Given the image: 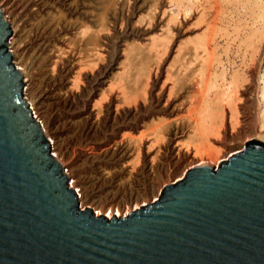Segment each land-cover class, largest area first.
<instances>
[{"label": "bare ground", "instance_id": "6f19581e", "mask_svg": "<svg viewBox=\"0 0 264 264\" xmlns=\"http://www.w3.org/2000/svg\"><path fill=\"white\" fill-rule=\"evenodd\" d=\"M122 1L0 0V8L16 38L12 58L29 87L30 103L36 110L38 119L40 121L43 119V129L54 145L58 159L67 162L69 169L67 167L66 170L71 179L81 186L79 193L84 208L100 196L106 195L104 204L97 210H99L98 215L107 213L110 218L129 216L134 211L131 207L127 206L124 213L120 208H116L122 196L130 195L126 204L138 203L140 196L137 192H150V187L156 180L161 179L159 175L162 176L163 169L169 163H173L176 168L188 164L192 149L189 150L188 147L186 149L185 146V149L180 148L182 143L177 147L175 143L181 142V139L191 134L193 130L202 131L200 136L195 135L197 142L202 146L201 149L206 148L214 152L210 156L216 159L218 154L215 152L216 145L209 137V131L206 132L204 122L211 119L213 125L219 112H222L226 118L229 108L227 102L231 104L229 98L232 94V91L224 90L219 83L224 79L223 85L226 87L225 80L231 74V70L225 68L222 60L214 64L218 68L216 76L214 75L218 83L208 82L211 86L205 83V87L200 81L206 82V80L198 78L197 68L203 66V62L204 66L207 65L206 59L212 62L209 57L218 54L219 47L215 50L212 47H201L204 49L202 54L196 48L182 51L180 48L176 50V47H159L164 49L162 51L164 54H167L165 60L175 56L180 63L178 67L175 65L177 69L174 67V70L181 80L179 82L178 79L175 80L177 84L171 87L167 84V80L171 79L170 76L161 86L162 71L160 70L159 73L157 64L152 68L149 66L148 71L141 67L139 59H135L130 53V45L128 47L126 45V43L130 44V41L126 42L122 39L117 47H106L104 44H108L110 40L104 38L103 28L106 27V14H109V11L106 14L103 12V15L102 12L100 13L102 20L98 17L97 11L102 9L106 2L108 6L118 8ZM175 2L176 4L179 2L177 19L183 15L187 21L193 15L192 11L196 9L192 6V13H189V8L185 7L183 0H161L160 6L158 5L156 9H152L154 6L150 7L148 5L150 3L147 4L146 0H136L135 6L130 9L131 17L116 21V27L121 23L124 26L122 32L119 30V35L125 32L124 36L128 39L142 38L151 45L150 42L154 44L158 36L166 37L172 34L174 45L178 34H182V31L176 32L174 28L169 27L170 25L166 26L164 19L154 25L143 13L150 9L149 17L156 18L163 9L165 15L167 13L172 15ZM60 16L67 17L68 21H65L67 20L65 18L64 21L59 22L62 19L58 20ZM138 18L140 21L137 25L135 21ZM92 23L97 27H93ZM68 33L72 36L68 37ZM156 33L158 36H155ZM57 40L61 45L63 44L62 47H57ZM234 50L231 54L238 55L240 61L232 62L233 75H231L236 79L243 71L247 75L248 83H251L246 88V92L253 94L256 88L254 87L256 75L264 67V47H236ZM172 65L174 66V63ZM210 65L214 66L210 63L206 67L214 70ZM208 68H201L199 71L203 73L202 71L205 72ZM168 71L172 72V70ZM203 74L200 78L206 77L207 72L205 76ZM167 75H170L169 72ZM171 82L173 84V80ZM233 84L234 82L231 85ZM115 85H118L117 88L121 91L117 92V97L112 95L114 91L111 90ZM199 93L201 96L204 94L209 96L201 97L198 107L202 108L205 103V112L202 110L200 119H193L186 113L192 110L195 103L191 95ZM212 94L214 95L211 96ZM262 97L264 100V88ZM223 100L225 101L223 109L215 105L222 103ZM230 119L236 130L241 123L238 112L235 111V115ZM258 120L259 118L254 120L251 115L250 122L253 124L249 123L253 125L251 126L253 133L249 135L253 137L252 141L262 143L264 109L261 112V120ZM218 122L222 129L223 122L219 120ZM226 137H231L228 131ZM70 140L74 144L71 148L68 147L71 144ZM84 163L90 164V168L86 171L79 170V165ZM139 205H136L135 210L140 208Z\"/></svg>", "mask_w": 264, "mask_h": 264}, {"label": "water", "instance_id": "95a60500", "mask_svg": "<svg viewBox=\"0 0 264 264\" xmlns=\"http://www.w3.org/2000/svg\"><path fill=\"white\" fill-rule=\"evenodd\" d=\"M0 8V264H264V141L194 165L127 217L84 208Z\"/></svg>", "mask_w": 264, "mask_h": 264}, {"label": "rangeland", "instance_id": "374dc122", "mask_svg": "<svg viewBox=\"0 0 264 264\" xmlns=\"http://www.w3.org/2000/svg\"><path fill=\"white\" fill-rule=\"evenodd\" d=\"M183 1L186 5L185 7L189 8V13L193 12V15L191 17H189V19H187V21H185V18L183 17V15L181 18L177 19L176 14L178 13V10H179L178 9L179 2H178V4H176L177 2H175V4H174V9L171 12L173 16L169 13H167L165 15L163 9H162V13L157 14L156 18H152V16L149 17V14L151 15L150 9H149L150 12H149V10H146L143 13V15L148 17L149 21L153 22L154 25L158 21L164 19L166 26L170 25L169 27L174 28L176 30V32L182 31V34H178L177 38L175 36L176 42L174 45H173L174 38H173V36H171L172 34L169 35L171 38L169 36L165 37V35H164L163 37L161 36L163 38L162 39L161 37L158 36V33H156L155 36L156 35L158 36L157 40H156L157 42L155 41L154 44H153V42H150L151 45L149 44V41H146L142 38H140V39L139 38L138 39H136V38L128 39V37L124 36L125 32L122 35H119V30L122 32L124 26H123V23H121L118 27H116L115 26L116 21L118 22V19H124V17L125 18L131 17V15H130L131 10L135 6L134 2H136V0H123L121 2V5L118 8L108 6V3L106 2V5L102 9L97 11L98 17H100L99 15L101 12L103 15L104 13L106 14L109 11V14H106L108 17L105 15L106 19H107L106 20L107 23H105V21L103 20V22L105 23V26H106L103 28V31L105 33L104 38L110 40L111 43L109 42L108 44H104V45H106V47H117V44L122 39H125L126 42L130 41L129 42L130 44H127L126 42L125 43H126L127 47L130 45V47H129L130 53L134 56L135 59H139L141 67H143L145 69V71H148L149 66L152 68L153 65L157 64L159 67V68L157 67L159 73H160V70L162 71L160 73L161 74V79H160L161 86L167 80V77L170 76L171 79L168 78V79H170V81L167 80V82H168L167 84L170 87L173 85H176L177 82H179L181 80L180 76L178 79V76L176 75V70H174L175 68L177 69V67L180 63L175 59V56L173 57L175 60L173 58L165 60L167 57V54H164V52H162L164 50L163 48L176 47V50L180 48V50H182V51H184L187 48L188 49L196 48V50L198 49V51L202 54L204 52V49H202V48H206V46L212 47L213 50H215L216 47H219L220 50H218V52H217L218 54H214V55H212V57H209L210 60H213L212 61L213 63L211 61H209V59H206L208 62L206 61L205 64H207V63L208 64L204 66V62H203V66H200V67L202 69H205V68H208L206 66H209L210 63L214 65L216 63V61L218 62V60H222L226 66L225 68H228L232 71V67H231L232 62H234V61L239 62L240 61V57L238 58V55L231 54L232 50H234V49L236 50V47H264V0H183ZM146 2H147V4L150 3V4H148L150 7L154 6L152 9H156L157 7L160 6L159 3L161 2V0H149V1L146 0ZM187 5H188V7H187ZM191 7L193 9H196V10L192 11ZM114 12H115V15H114ZM173 12H174V14H173ZM105 16H104V18H105ZM174 17L176 18L175 20H174ZM61 18L62 17L60 16L58 18V20H60ZM65 18L67 19V17L63 16V18L59 22H61L62 20L64 21ZM100 18H101L100 20L103 19L102 17H100ZM110 18L112 20L114 19L115 23H114V20L112 22V20ZM172 19H173V21H172ZM109 20H111L110 23H109ZM65 21H68V19ZM139 21H140V18L136 19L135 23L137 22V25H138ZM111 23H112V25H110ZM92 25H93V27L95 26L94 23H92ZM95 27H97V26H95ZM147 27H149V26H147ZM95 29H97V28H95ZM66 36H67V34H66ZM69 36H72V35L70 33H68V37ZM58 41L59 40H57V43L59 45L60 43ZM136 43H137V45H136ZM58 45H57V47H62L63 44L62 45L60 44L59 46ZM134 45H135V48H134ZM197 46L200 49H202V52ZM63 47H65V46H63ZM140 47H142V49ZM159 47H163V48L160 49ZM231 47H233V48H231ZM137 48H138V50H137ZM157 50H159V51H157ZM138 51H140V52H138ZM228 51H230V53H228ZM227 53H228V55H227ZM220 55H221V57H220ZM231 59H232V61H229ZM173 61H175V62H173ZM173 63H174V66L172 65ZM164 64H166V65H164ZM175 65H177V67ZM210 66H212V65H210ZM214 66H212V68L215 71L212 69L209 70V68H211V67L206 69L205 72H207V75L204 78H202L203 76H201V78H200L201 74H203V73L205 74L204 70L202 71L203 73H200L201 71H199V70H201V68L199 66L198 67L200 69L197 68L199 80H201V79L206 80V82L200 81L203 83L202 85L205 87H206L205 83L208 84L207 86H209V85L211 86V84H213L215 82L218 83L217 82L218 80H216L217 78L215 77L216 76L215 74H216V71L218 68L216 65H214ZM154 67L156 68V66H154ZM169 67H171V69ZM168 70H172V72H170ZM173 70H174V74H173ZM207 70L210 72H208ZM167 71L169 72L170 75H167L168 74ZM231 71H230V73L232 74ZM208 73L211 76L208 75ZM243 73L244 72L241 71L238 75V78H236V79L234 78V76H232L233 74L232 75L230 74L228 76V79H227L228 81L225 80L226 81L225 85H226V87L228 86L227 88L223 85L224 79L219 81V83L222 84L221 86H223L222 88L224 90H228L229 92L232 91V94H230V98H229L231 100V104H229L227 102L229 108H228L226 118H224L222 112H219L218 115L220 116V118H219V116L217 117L216 123L211 125V123H212L211 119H209L208 122L207 121L204 122L206 125V132L209 131V137H211L212 142L214 143V145H216L215 146L216 147L215 152H216V154L218 153L216 155V159L214 160L212 158V156H210V154L212 155V153H214V152H212L211 150H210L211 151L210 152L206 148L201 149L202 146L199 144V142H197V137H195V135L200 136L202 131L193 130V132L191 134L186 135L184 138H182L181 142L175 143V146H177V147H179L180 143H182L183 146L181 145L180 148L181 147L184 148V146H185L186 149H187V147L189 148V150L192 149L190 152L191 159L188 162V164L185 163V165H183L179 168H176L173 165V163H169L165 167V169H163L162 176H161V174L159 175V177H161V179L156 180L155 183L153 184V186L150 187V189H149L150 192L149 191L148 192L147 191L146 192L145 191L137 192L140 196V199H139L140 201L138 202L140 205L138 203L126 204V202L130 199V195L127 194L125 196H122V200H121V202H119V206H116V208H120L121 212L124 213L125 210L127 209L126 208L127 206L131 207L132 209L135 210L136 205H139L141 208L144 205H147V204H150L154 201H157L158 199H160L162 197V194H163L165 187H167L168 185L172 184L173 182H177V181L181 180V178L185 177L188 169H190L192 166L196 165L197 163H199V164L203 163V165L206 163H210V164H212V166L217 167V166L221 165L222 163H224L232 154L242 150L244 145L254 142V141H252L253 137H250V135H249V134L253 133L252 127H251V126H253V125H251V124H253V122L252 123L250 122V117L252 115L254 120H256V118L257 119L259 118L258 121L261 120V112L264 109V100L262 97V90L264 88V67L261 70H259L257 75H256V82L254 84V87H256L254 90L255 94L254 93L251 94V92L250 93L246 92V88L249 87L251 85V83L250 84L248 83L249 81H247V79H246L247 75L245 73H244V75H242ZM171 75H172V77H171ZM195 75H197V74H195ZM240 75H241V77H239ZM212 76H213V79H211ZM207 78H208V81H207ZM214 78H215V81H214ZM177 79H178V81L176 82L175 80H177ZM171 80H173V84H172ZM245 81H247V83ZM208 82L211 84H209ZM233 82L235 84V85L233 84L234 86L231 85ZM244 86H245V88H244ZM117 87L119 88L118 85H115L111 89L112 91H114V92H112V95L115 97H117L118 93L121 92L120 89H118ZM231 88H233V89L231 90ZM116 89H118L119 91ZM235 89H239V90H235ZM240 90H241V92H239ZM213 95L214 94H212L211 96H213ZM203 96L207 97L209 95L204 94L201 96L200 93L191 95V99H193V101L195 103L193 105L192 110L191 111L188 110V112L186 114L191 116L193 119H200L202 110L205 112V107H206L205 103H203L205 107L204 106L202 108L198 107L199 102H201V97H203ZM186 97H188V95ZM213 98H215V97H213ZM254 98H255V100H253ZM196 102H198V103H196ZM224 104H225L224 100L222 101V103H215V105L221 107V109H223ZM34 111H36V110L34 109ZM229 111H230V116H229ZM235 111L238 112L239 122H241L240 125H238V127L236 128V130L233 128V124L231 123V119H230V118H232L233 115H235ZM218 120L223 122L222 123V125H223L222 129L219 126ZM41 122L43 123V119L41 120ZM227 131L231 135L230 138L226 137ZM255 140H256V138H255ZM250 141H252V142H250ZM70 143L71 144H69L68 147L71 148V146H74V144L72 143L71 140H70ZM197 144H199V145H197ZM213 151H214V149H213ZM218 161H220V162H218ZM61 162L65 166L67 165L66 168L68 167V169H69V165L67 164L66 161L61 160ZM199 164H197V165H199ZM88 168H90V164H88V163H84L82 165H79V170H81V171H86ZM72 181H74V180H72ZM74 186L78 190V192L82 189L81 186H79L75 183H74ZM152 193L154 195H152ZM82 194H84V193H82ZM106 197H107L106 195L100 196L98 199H96V201H93L92 204H90L89 206L94 208L97 211V213L99 214V210H97V208L100 205L104 204L103 201L106 200ZM89 206L86 205L85 208H87ZM123 209H124V211H123ZM101 215L108 216L107 213H102Z\"/></svg>", "mask_w": 264, "mask_h": 264}]
</instances>
